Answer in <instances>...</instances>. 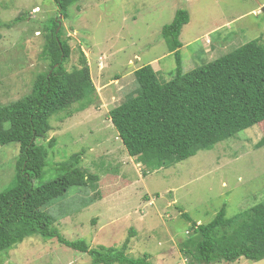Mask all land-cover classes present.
Segmentation results:
<instances>
[{
  "label": "rangeland",
  "instance_id": "rangeland-1",
  "mask_svg": "<svg viewBox=\"0 0 264 264\" xmlns=\"http://www.w3.org/2000/svg\"><path fill=\"white\" fill-rule=\"evenodd\" d=\"M185 9L190 22L181 33L183 70H192L259 39L264 45V0H81L60 14L54 0H0V106L28 95L37 75L49 69L43 55L45 28L59 17L71 48L66 67L80 68L83 51L98 99L84 111L51 119L40 142L49 149L47 166L36 186L58 178L57 165L83 153L81 167L99 177L96 187H72L44 210L69 241L91 248H120L129 236V255H149L155 264H186L181 244L192 234L188 213L208 224L226 207L227 217L264 203V122L217 144L212 150L151 172L130 157L109 112L136 94L134 72L151 64L161 82L175 75L176 58L162 29ZM23 21L8 27L17 17ZM67 15V19L63 16ZM208 41H210L208 43ZM262 124V125H261ZM261 125V126H260ZM20 145L0 144V192L16 177ZM97 199L85 207L86 201ZM0 264H92L89 254L57 239L30 237L0 253ZM217 264H264L244 258Z\"/></svg>",
  "mask_w": 264,
  "mask_h": 264
},
{
  "label": "trees",
  "instance_id": "trees-1",
  "mask_svg": "<svg viewBox=\"0 0 264 264\" xmlns=\"http://www.w3.org/2000/svg\"><path fill=\"white\" fill-rule=\"evenodd\" d=\"M60 14L81 0H54ZM67 19V15L63 16ZM45 28L43 55L49 69L39 73L31 92L18 101L0 106V144L17 143L20 152L16 177L0 192V253L13 250L30 237L57 239L72 250L89 254L92 264H155L149 255H129L131 229L120 248H91L85 241H69L54 228L56 219L44 209L66 195L72 187H96L99 177L80 165L83 153H76L56 167L61 175L36 186L47 166L49 149L56 141H40L51 131V119L71 115L98 99L84 52L80 68L69 71L71 48L63 39L59 17ZM23 21L17 17L8 27ZM190 13L179 9L173 21L162 29V38L176 58L174 77L161 82L151 64L134 72L139 85L136 94L109 112L111 122L130 157L154 172L212 150L217 144L264 122V45L255 39L234 51L185 73L180 41ZM261 124V125H262ZM260 125V126H261ZM264 147V137L257 148ZM93 198L85 207L95 203ZM192 234L181 244L189 264L233 263L242 258L264 260V203L227 217L226 207L208 224L192 221Z\"/></svg>",
  "mask_w": 264,
  "mask_h": 264
},
{
  "label": "built area",
  "instance_id": "built-area-1",
  "mask_svg": "<svg viewBox=\"0 0 264 264\" xmlns=\"http://www.w3.org/2000/svg\"><path fill=\"white\" fill-rule=\"evenodd\" d=\"M209 42H210V41H208V43H209ZM209 44H210V43H209ZM185 263H186V264H189V263H188V262H186V261H185Z\"/></svg>",
  "mask_w": 264,
  "mask_h": 264
},
{
  "label": "water",
  "instance_id": "water-1",
  "mask_svg": "<svg viewBox=\"0 0 264 264\" xmlns=\"http://www.w3.org/2000/svg\"><path fill=\"white\" fill-rule=\"evenodd\" d=\"M59 27H61V23H60Z\"/></svg>",
  "mask_w": 264,
  "mask_h": 264
},
{
  "label": "crops",
  "instance_id": "crops-1",
  "mask_svg": "<svg viewBox=\"0 0 264 264\" xmlns=\"http://www.w3.org/2000/svg\"><path fill=\"white\" fill-rule=\"evenodd\" d=\"M154 68V67H153ZM155 69V68H154ZM155 71H157L156 69H155Z\"/></svg>",
  "mask_w": 264,
  "mask_h": 264
}]
</instances>
